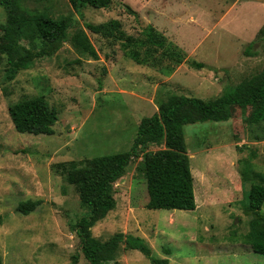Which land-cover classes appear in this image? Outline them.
I'll return each instance as SVG.
<instances>
[{
    "label": "rangeland",
    "instance_id": "rangeland-1",
    "mask_svg": "<svg viewBox=\"0 0 264 264\" xmlns=\"http://www.w3.org/2000/svg\"><path fill=\"white\" fill-rule=\"evenodd\" d=\"M30 10L68 16L67 39L51 57L35 60L6 79L0 68V262L89 264L70 229L86 213L73 185L55 165L129 150L143 118L172 95L214 99L264 68V41L246 53L264 23V3L252 0H112L107 9L73 10L68 0H24ZM137 13L133 15L128 9ZM0 5V25L6 21ZM86 23L100 27L94 33ZM152 25L180 47L188 60L169 75L138 65L125 53L130 41ZM82 30L97 53L93 59L72 44ZM21 44L29 48V41ZM43 96L58 113L52 135L18 133L8 108ZM250 108L231 109L226 122L183 126L196 209L149 210L146 184L132 161L113 185L115 208L91 229L102 242L122 233L140 237L155 258L169 264H264L245 242L253 215L252 184L264 186V122L251 124ZM164 147H151L157 151ZM39 201L28 215L17 207ZM264 213V202L261 207ZM168 250V252H166ZM151 264L120 246L115 263Z\"/></svg>",
    "mask_w": 264,
    "mask_h": 264
},
{
    "label": "trees",
    "instance_id": "trees-1",
    "mask_svg": "<svg viewBox=\"0 0 264 264\" xmlns=\"http://www.w3.org/2000/svg\"><path fill=\"white\" fill-rule=\"evenodd\" d=\"M112 0H68L74 11L82 8L107 9ZM6 13V21L0 25V68L6 60V79L13 80L16 74L28 68L35 60L51 57L67 39L72 25L68 16L52 17L45 11L30 10L24 0H0ZM133 15L137 13L130 8ZM94 33L100 27L86 23ZM29 41V48L23 46ZM72 44L82 54L93 59L97 53L86 34L79 30L72 37ZM264 41V23L257 33V39L246 47L247 55ZM125 55L138 65L158 69L169 75L174 68L187 64L194 70L206 68L202 62L188 60L185 52L169 41L152 25L145 26L139 36L130 41ZM250 108L247 120L251 124L264 122V68L248 79L240 81L221 96L202 100L184 95H172L150 117L143 118L137 127L129 150L107 156L84 160L82 166L76 162L55 165L56 172L67 184L73 185L86 213L70 225L75 233L84 259L89 264L115 263L120 246L123 250L141 252L151 264H169L166 258L152 256L151 248L140 238L117 233L102 242L92 236V227L116 205L113 185L121 179L132 161L139 160L136 170L142 174L146 184L149 210L196 209L193 177L186 150L183 126L198 122H226L231 109ZM14 129L18 133L52 135L58 113L50 108L43 96L23 98L8 108ZM164 147L151 151V147ZM248 208L253 215L249 232L244 242L251 250L264 255V186L252 184L248 192ZM40 204L27 201L18 205L17 211L28 215ZM168 252V250H166ZM77 257L71 264H76ZM1 264V262H0Z\"/></svg>",
    "mask_w": 264,
    "mask_h": 264
},
{
    "label": "water",
    "instance_id": "water-1",
    "mask_svg": "<svg viewBox=\"0 0 264 264\" xmlns=\"http://www.w3.org/2000/svg\"><path fill=\"white\" fill-rule=\"evenodd\" d=\"M252 1H261V2H263V3H264V0H252Z\"/></svg>",
    "mask_w": 264,
    "mask_h": 264
}]
</instances>
